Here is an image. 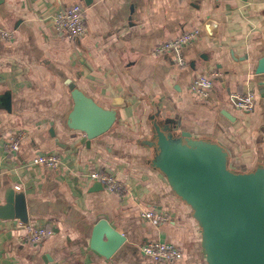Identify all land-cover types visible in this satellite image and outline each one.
<instances>
[{
    "label": "crops",
    "instance_id": "obj_1",
    "mask_svg": "<svg viewBox=\"0 0 264 264\" xmlns=\"http://www.w3.org/2000/svg\"><path fill=\"white\" fill-rule=\"evenodd\" d=\"M71 5L84 8L86 34L71 41L53 17ZM0 25L13 32L0 42V205L5 192L25 195L28 223L0 219V264H162L141 252L147 243L172 244L177 264H206L192 211L152 168V117L220 142L239 172L264 167V0H0ZM186 65L154 49L185 33ZM213 78L208 97L190 92L193 79ZM72 82L116 121L90 142L66 126ZM263 83V84H262ZM263 91V92H261ZM9 93L10 109L1 98ZM252 93L251 112L231 96ZM23 133L17 152L6 144ZM56 155L61 165H35ZM114 177L123 186L108 193L87 175ZM100 183L101 187L97 184ZM144 211L168 215L157 225ZM106 220L125 237L105 258L90 248L96 223ZM29 227L52 229L40 244L27 243Z\"/></svg>",
    "mask_w": 264,
    "mask_h": 264
},
{
    "label": "water",
    "instance_id": "obj_2",
    "mask_svg": "<svg viewBox=\"0 0 264 264\" xmlns=\"http://www.w3.org/2000/svg\"><path fill=\"white\" fill-rule=\"evenodd\" d=\"M255 73L264 75V58ZM68 89L72 108L66 126L83 133L88 142L107 133L116 112L100 106L72 82ZM1 101L9 110V93ZM143 144L153 151L150 166L165 176L175 195L190 207L200 228L206 264H264L263 166L236 171L224 145L179 129L177 121L160 123L152 117L150 140ZM0 219L28 223L23 192H5ZM124 242L125 237L102 219L93 228L90 248L110 258Z\"/></svg>",
    "mask_w": 264,
    "mask_h": 264
},
{
    "label": "built area",
    "instance_id": "obj_3",
    "mask_svg": "<svg viewBox=\"0 0 264 264\" xmlns=\"http://www.w3.org/2000/svg\"><path fill=\"white\" fill-rule=\"evenodd\" d=\"M185 1V0H182ZM85 10L80 5H71L62 12H59L53 17V25L55 29L64 35L67 39L74 41L81 39L87 31L84 18ZM198 34V31H191L182 36L165 42L154 49L157 55L165 53L172 54L179 67L186 65L185 58L182 54V48L192 41ZM13 39V32L4 29L0 25V42H10ZM217 74L211 73L210 76L200 75L192 80L189 90L191 93L201 99L208 97V93L212 88L213 78ZM231 101L235 107L244 112H251L254 109L255 97L252 93L234 94L231 96ZM24 139L23 133L18 134L15 138L6 144L9 152H17L20 142ZM32 163L45 167L47 169H58L61 165L60 158L56 155H38L32 159ZM90 179L102 183L104 189L108 193H119L123 190V186L114 177L109 174L93 171L87 175ZM141 217L153 222L154 224H164L168 221V215L156 211H144ZM54 234L52 229L44 227H29L24 240L27 243L38 245L44 239L51 237ZM141 252L153 261L162 264H177L182 258V252L172 244H163L159 242L147 243L142 245Z\"/></svg>",
    "mask_w": 264,
    "mask_h": 264
}]
</instances>
